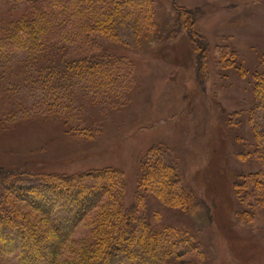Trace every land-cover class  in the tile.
Returning a JSON list of instances; mask_svg holds the SVG:
<instances>
[{"label": "rangeland", "instance_id": "374dc122", "mask_svg": "<svg viewBox=\"0 0 264 264\" xmlns=\"http://www.w3.org/2000/svg\"><path fill=\"white\" fill-rule=\"evenodd\" d=\"M153 1L156 25L169 23L170 38L158 39L155 28L134 36L94 33L106 50L134 63V79L111 100L87 95L67 127L34 109L40 93H30L25 83L14 92L0 89V173L83 178L110 169L124 178L129 204L146 154L167 155V164L181 173L174 187H188L200 204L189 215L178 202L171 208L148 194L149 219L156 227L175 226L174 219L191 223L207 246L202 253L195 244L181 263L264 264V205L233 192L252 186L243 174L259 164L249 144L256 128L264 132V117L252 112V73L264 53V0ZM180 8L202 15L177 25ZM76 119L90 131L76 130ZM22 178L14 180L29 186ZM238 211L251 217L241 221ZM85 231L81 223L73 238Z\"/></svg>", "mask_w": 264, "mask_h": 264}, {"label": "trees", "instance_id": "16d2710c", "mask_svg": "<svg viewBox=\"0 0 264 264\" xmlns=\"http://www.w3.org/2000/svg\"><path fill=\"white\" fill-rule=\"evenodd\" d=\"M152 5L153 0H0V89L17 91L25 83L30 93H40L34 109L53 114L67 127L82 111L87 95L111 100L110 95L128 90L134 79V63L106 50L94 33L134 36L155 28L158 39L170 38L169 23L163 28L156 25ZM201 15L199 10L194 14L180 8L175 22L191 25ZM201 40L205 48V39ZM259 59L252 73V112L264 117V53ZM75 121L76 130L90 131L84 121ZM260 129H255V142L249 144L258 158L257 170L242 175L252 179V186L244 183L242 191L233 192L242 201L253 197L264 205ZM166 156L146 154L136 199L129 204L124 178L110 169L93 170L95 174L83 178L1 171L0 264H183L195 244L205 253L207 246L191 223L174 219L175 226L156 227L149 219L148 194L166 206L178 202L176 208L189 215L200 204L188 187H174L181 173L167 164ZM250 217L237 212L241 221ZM81 223L86 233L74 239Z\"/></svg>", "mask_w": 264, "mask_h": 264}]
</instances>
